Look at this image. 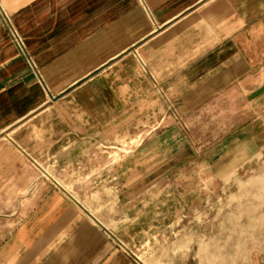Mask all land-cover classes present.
<instances>
[{
  "label": "crops",
  "instance_id": "crops-1",
  "mask_svg": "<svg viewBox=\"0 0 264 264\" xmlns=\"http://www.w3.org/2000/svg\"><path fill=\"white\" fill-rule=\"evenodd\" d=\"M209 78L264 109V0H0V264H149L53 172L104 174L94 146L200 101ZM251 140L244 172L262 168ZM136 185L116 182V200L131 205ZM190 233L162 244L161 264H264V231L221 245Z\"/></svg>",
  "mask_w": 264,
  "mask_h": 264
},
{
  "label": "rangeland",
  "instance_id": "rangeland-1",
  "mask_svg": "<svg viewBox=\"0 0 264 264\" xmlns=\"http://www.w3.org/2000/svg\"><path fill=\"white\" fill-rule=\"evenodd\" d=\"M220 81L209 78V93L200 101L186 94V102L170 108L161 123L139 125L127 139L94 146L100 156L89 164L105 165L104 174L53 172V180L149 264H161L162 244L174 241L179 230L201 235L187 236L186 243L215 245L237 244L243 234L253 241L264 231V156L256 158L255 167H262L257 171L238 167L239 149L246 145L254 153V135L264 145V109L237 82L213 91ZM129 180L137 185L121 196L135 198L131 205L116 200L113 188Z\"/></svg>",
  "mask_w": 264,
  "mask_h": 264
},
{
  "label": "built area",
  "instance_id": "built-area-1",
  "mask_svg": "<svg viewBox=\"0 0 264 264\" xmlns=\"http://www.w3.org/2000/svg\"><path fill=\"white\" fill-rule=\"evenodd\" d=\"M16 36H17V38H18V39L21 41V38H20V36H19L18 34H17Z\"/></svg>",
  "mask_w": 264,
  "mask_h": 264
}]
</instances>
